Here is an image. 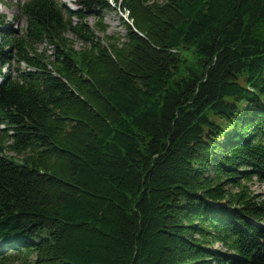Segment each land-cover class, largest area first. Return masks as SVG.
Wrapping results in <instances>:
<instances>
[{
  "label": "trees",
  "instance_id": "trees-1",
  "mask_svg": "<svg viewBox=\"0 0 264 264\" xmlns=\"http://www.w3.org/2000/svg\"><path fill=\"white\" fill-rule=\"evenodd\" d=\"M73 4L0 18V264H264V0Z\"/></svg>",
  "mask_w": 264,
  "mask_h": 264
},
{
  "label": "rangeland",
  "instance_id": "rangeland-1",
  "mask_svg": "<svg viewBox=\"0 0 264 264\" xmlns=\"http://www.w3.org/2000/svg\"><path fill=\"white\" fill-rule=\"evenodd\" d=\"M73 1L74 0H62L65 5L74 8L75 5L73 4ZM0 15L1 20H3L4 23H6L13 32L21 30L26 23L25 17L21 15L20 9L18 8V5H16V0H2V2H0ZM119 15L120 11L116 7L104 10L102 13V18H97V16L90 14L85 18V20L87 21L89 26L93 28L95 33L99 35V37H103L105 36V33L117 34L118 32H123L124 27L120 21ZM98 19H100L101 21L100 24L105 27L104 31L100 30L99 26H97ZM65 34L69 38L73 46L80 47L84 44L81 41V38L73 34L71 31H67ZM37 46L39 50L46 49L47 53H49L51 49L45 42ZM15 62L16 61L12 59V66H15ZM21 65H23V63ZM2 70H4V66ZM248 184L250 185V189L252 192L260 194L261 197H264V181H261L256 178V176H253L252 179L248 181ZM220 246V243H215V247Z\"/></svg>",
  "mask_w": 264,
  "mask_h": 264
}]
</instances>
